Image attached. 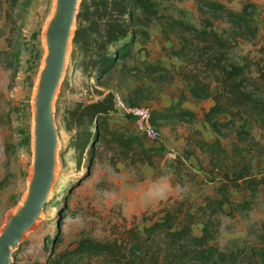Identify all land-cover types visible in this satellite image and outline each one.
Instances as JSON below:
<instances>
[{"label": "rangeland", "instance_id": "1", "mask_svg": "<svg viewBox=\"0 0 264 264\" xmlns=\"http://www.w3.org/2000/svg\"><path fill=\"white\" fill-rule=\"evenodd\" d=\"M158 1L166 16L150 24L157 31L154 37H148L144 60L137 61L134 52L132 57L118 60L108 73L87 77L74 68L69 54L56 96L55 122L58 124L64 105L77 99H97L108 91L119 92L133 103L155 111L165 106L168 96L178 99L183 89L184 99L195 107L197 116H154L159 137L153 142L144 141L161 154L153 164L133 163L102 141H93L78 160L68 146L73 131L58 125V168L50 199L36 226L14 250L16 264H46L61 259L83 238L109 240L134 224L141 229L152 223L181 200L199 205L207 194L216 195L221 175L218 168H212L209 149L203 146L205 141L220 139L227 148L228 155L215 149V159L232 162L245 155L251 159L253 170L264 174V125L255 118L256 110L244 109L243 117L240 113L235 121L214 129L205 119L213 98L197 97L181 74L183 69L194 68L199 51L190 45L180 56H170L166 51L168 47L181 48L185 37L192 39L194 30L184 25L203 29L211 22L227 39L224 64L244 67L250 77L248 88L264 100V82L255 79L257 62L264 54V0ZM52 3L53 0H0V227L6 212L20 201L26 189L31 164L30 100L44 55L41 31ZM129 60H134L131 65L125 63ZM149 61L159 62L167 70L149 71L143 67ZM122 64L126 65L121 67ZM198 66L201 78L215 85V73L200 63ZM214 117L222 121L231 118L226 112ZM127 118L112 114L110 125L135 131ZM170 148L177 151V158L169 157ZM244 186L234 190L236 202L248 196ZM253 201L250 208L233 204L227 206L233 214L218 215L217 242L221 247L230 250L255 243L264 245V184ZM69 263L96 261L75 256Z\"/></svg>", "mask_w": 264, "mask_h": 264}, {"label": "trees", "instance_id": "2", "mask_svg": "<svg viewBox=\"0 0 264 264\" xmlns=\"http://www.w3.org/2000/svg\"><path fill=\"white\" fill-rule=\"evenodd\" d=\"M165 16L158 0H81L70 51L74 68L87 77L108 73L118 60L130 56L136 38L148 39L150 24L162 21ZM212 25L209 22V27L203 29L184 25L187 30H194L192 39L185 37L186 42L181 48L168 47L167 54L183 55L189 45L199 51L194 68L183 69L181 74L197 97L213 98L205 119L214 129L235 121V116L240 113L243 117L244 109L250 112L256 110L255 118L258 117L264 125V100L248 88L250 77L244 73V67L224 64L227 39ZM261 49H264V44ZM199 63L205 70L215 73V85L201 78ZM257 65L255 79L260 78L264 82V54ZM144 68L149 71L167 70L166 66L153 61L145 62ZM254 84L257 86V81ZM184 98L182 92L178 100L152 111V120L154 116L196 117L192 109L183 105ZM58 110L56 106V112ZM113 112L117 111L110 91L93 100L77 99L61 107L57 127L62 125L66 130L73 131L68 146L78 160L93 141H102L133 163L153 164L155 158L161 155L158 148L147 146L134 131L112 128L110 117ZM225 112L231 116L227 121L214 117ZM203 143L209 149L212 168L220 171L216 195L207 194L199 205L188 199L181 200L177 207L168 208L152 223L141 229L134 224L109 240L83 238L73 249L65 252L63 258L46 264H70L69 260L75 256H85L89 260L94 258L96 264H264V245L255 243L228 250L217 242L218 215L233 214L232 209H227L233 204L250 208L264 184L263 171L253 170L251 159L245 155L239 160L232 159V162H227L225 158L215 159L218 149L228 155L220 139ZM242 184L248 190V196L236 202L233 199L234 190Z\"/></svg>", "mask_w": 264, "mask_h": 264}, {"label": "water", "instance_id": "3", "mask_svg": "<svg viewBox=\"0 0 264 264\" xmlns=\"http://www.w3.org/2000/svg\"><path fill=\"white\" fill-rule=\"evenodd\" d=\"M81 0H53L41 40V59L31 95V164L20 201L0 227V264H16L13 252L42 217L58 168L60 135L55 122L56 96L64 78Z\"/></svg>", "mask_w": 264, "mask_h": 264}, {"label": "built area", "instance_id": "4", "mask_svg": "<svg viewBox=\"0 0 264 264\" xmlns=\"http://www.w3.org/2000/svg\"><path fill=\"white\" fill-rule=\"evenodd\" d=\"M113 101L117 112L133 119L138 132L145 134L150 140L158 139L159 130L152 120V108L147 105L132 103L119 92L113 93ZM168 155L171 158L178 157L174 148H170Z\"/></svg>", "mask_w": 264, "mask_h": 264}, {"label": "crops", "instance_id": "5", "mask_svg": "<svg viewBox=\"0 0 264 264\" xmlns=\"http://www.w3.org/2000/svg\"><path fill=\"white\" fill-rule=\"evenodd\" d=\"M154 30H156L157 31V29H154L152 26H149L148 27V31H149V38H152V37H154V35H155V31ZM148 40L149 39H144L143 37H141V36H138L137 38H136V40H135V42H134V44L132 45V47H131V54H130V56H128V57H125V58H130V57H132L133 56V54H134V52H135V57L137 58V61L139 60V61H141V60H144L145 59V51H146V46H147V43H148ZM147 41V42H146ZM124 59V58H123ZM133 61L134 60H129V61H127V62H125L127 65H131L132 63H133ZM145 63V62H144ZM125 64V65H126ZM143 67H144V65H143ZM180 91V93H179V95L181 96V94H182V92H183V89H180L179 90ZM180 96H179V98H180ZM170 99H166V101H165V106H167V105H169V104H171L172 102H174V101H176V100H178V99H176V100H174L173 98V96H168ZM183 105L185 106V107H187V108H190V109H192L195 113H196V111H195V107L194 106H192L189 102H188V100H186L185 99V101L183 102ZM164 106V107H165ZM163 107V108H164ZM115 114H119V115H122L121 113H119V112H113V115H115ZM124 116V115H123ZM128 119V121L130 122H132V124H134V121H133V119L132 118H127ZM134 129H135V133L136 134H138L142 139H143V141H145V139H146V141L147 142H153V140H150L149 138H147L146 136H144V134H142V133H140V132H138L137 131V129H136V127H135V124H134Z\"/></svg>", "mask_w": 264, "mask_h": 264}]
</instances>
